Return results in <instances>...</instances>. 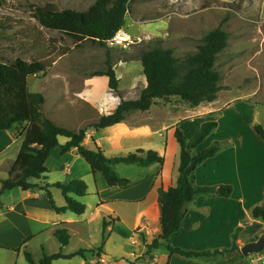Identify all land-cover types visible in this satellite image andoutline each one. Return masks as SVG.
I'll return each mask as SVG.
<instances>
[{
    "label": "crops",
    "instance_id": "obj_1",
    "mask_svg": "<svg viewBox=\"0 0 264 264\" xmlns=\"http://www.w3.org/2000/svg\"><path fill=\"white\" fill-rule=\"evenodd\" d=\"M115 68L123 99H139L147 86L142 63L120 62ZM138 76L144 80L139 81ZM124 77L129 78V85L125 88L122 86ZM83 86L84 95L79 98L82 102L72 105L61 103L49 114L45 113L44 106L45 116L59 127L79 132L118 108L121 99L110 91L108 77H86ZM59 89V95L64 98L74 92L72 88H66L67 91L65 87ZM257 91L259 88L245 98L227 101H222L219 96L214 102L197 107L185 102L155 100L149 111L131 112L119 124L89 130L83 146L89 150L99 148L107 158L126 157L144 150L157 152L165 159L163 166L155 164L146 168L122 163L113 165L121 177L130 179L126 187H110L101 172L92 171L77 148L68 153H63L61 147L53 149L46 163L49 171L46 181L32 180L37 188L28 191L16 188L5 191L0 198V264H26L27 253L38 264L44 254L62 252L71 255L80 250L85 251L83 259L86 264H128V261H118L115 257L119 248L120 226H128L130 221L133 225H129L128 230L134 234H128V240L138 247L129 255L136 263L129 264H149L142 259L146 244H151L162 232L159 190L167 191L174 187L178 179L180 147L175 137L176 130L180 129L190 139L204 123L215 120L220 123L219 118L226 120L228 117L230 122L226 124L228 130L224 137L218 138L217 131L216 134L213 132L214 138L210 135L196 151L201 153L215 142L223 145L222 150L200 165L194 175L198 186L227 185L233 188V194L230 198L200 196L188 204L182 229L171 238V245L196 252L229 249L238 227L243 228L237 242L240 247L264 237V222L251 216L252 209L264 203V141L255 130V126L260 125L259 110L253 103L246 102ZM245 108L250 109L249 118L240 112ZM221 113L223 116L219 117ZM7 132L0 131V170H5V174L17 159L24 139V135L19 138L11 135L9 138ZM68 141V138H59L61 146ZM9 149L13 150L11 155ZM9 157L13 159L8 161ZM7 178L0 174V190L1 180ZM73 180L87 184L85 197L73 195L86 205V212L83 215L69 211L57 213L41 187L46 183L67 184ZM50 190L56 206L66 207L62 191L56 187ZM59 229L69 231V245L62 246L55 237ZM160 249L154 252L153 264H217L214 261L189 260L180 255L170 256L168 251L160 263L157 257ZM234 264L250 263L248 258H241Z\"/></svg>",
    "mask_w": 264,
    "mask_h": 264
},
{
    "label": "trees",
    "instance_id": "obj_2",
    "mask_svg": "<svg viewBox=\"0 0 264 264\" xmlns=\"http://www.w3.org/2000/svg\"><path fill=\"white\" fill-rule=\"evenodd\" d=\"M136 1L94 0L85 11L60 9L53 3H46L43 6L31 4L29 5L31 17L37 25L18 31H14L16 22L12 18L6 17L0 20V45L3 41L11 42L16 39L20 42V49L33 52L29 60L21 57L10 60L0 54V131H12L17 126L25 125L24 139L18 157L9 170L8 178L1 180L0 198L5 191L16 188L24 191L37 188L32 180L46 181L49 173L46 163L51 151L57 147H61L63 153L77 148L92 171L101 172L110 187H126L130 184V179L121 177L114 170L113 165L122 163L146 168L155 164L163 166L165 159L157 152L144 150L126 157L107 158L101 149L89 150L83 146L89 130H99L119 124L131 112L149 111L155 100H169L176 97L197 107L217 99L221 91V74L215 69V64L218 56L228 47L229 40V34L222 28L208 33L196 53H187L182 58L176 55L173 48L164 47L161 42L142 46L137 49L136 54L121 50L122 57L119 61L142 63L147 86L141 91L139 99H123L116 68L109 60L106 70L94 76L109 78V89L120 97V104L112 114L101 117L97 123L90 124L79 132L59 127L45 116L46 99L41 93L30 90L31 79L47 75L59 58L69 54V47L63 43L67 39L72 41L74 46L91 42L107 47L106 42L125 27L131 4ZM8 4L9 0H0V8ZM11 30H13L12 36L7 35ZM45 31L58 33L60 40L48 37ZM108 54L110 55V52ZM217 128V122H206L190 139L180 129L176 130L175 137L180 147L178 179L174 187L167 191L159 190L162 232L151 244H146L142 259L149 264L154 263V252L162 247L167 249L170 256L180 255L189 260L214 261L217 264H234L238 259L245 258L237 243L242 227L235 230L232 246L229 249L196 252L171 245V238L182 229L188 204L200 196L230 198L233 194L231 186L195 184L194 174L197 168L222 150V144L215 142L201 153L196 152ZM255 130L264 141L263 126L256 125ZM60 137L68 138L69 141L61 146ZM52 187L62 191L67 201L66 207L56 206L50 190ZM41 189L47 192L57 213L69 211L83 215L86 212V205L73 197V195L78 197L87 195L88 187L84 181L73 180L67 184L54 185L46 183ZM251 216L255 220L264 222V203L255 206ZM106 228L105 223L104 240ZM55 237L62 246L69 245L71 236L67 229L57 230ZM76 256L85 257V251L80 250L71 255H64L62 252L53 255L44 254L38 264H54L55 261L69 260ZM26 260L29 264H36L29 253L26 254Z\"/></svg>",
    "mask_w": 264,
    "mask_h": 264
},
{
    "label": "rangeland",
    "instance_id": "obj_3",
    "mask_svg": "<svg viewBox=\"0 0 264 264\" xmlns=\"http://www.w3.org/2000/svg\"><path fill=\"white\" fill-rule=\"evenodd\" d=\"M46 3H53L60 9L85 11L94 3V0H9L6 7L0 8V20L6 17L12 18L16 22L14 31L33 28L37 24L31 17L29 5L43 6ZM263 4L264 0H137L131 4L130 13L126 18V28L122 29L134 38L135 44H131L126 49H112L91 42L74 46L72 41L67 39L63 43L69 47V54L58 59L56 66L49 71V75L31 79L30 90L34 93L40 92L46 99L45 113H53L61 103L72 105L82 102L79 98L84 95V79L105 71L109 60L117 67L122 62L119 61L122 57L121 50L136 54L137 49L142 46L161 42L164 47L173 48L176 55L182 58L187 53H196L208 33L222 28L229 34V40L228 47L218 56L215 64V69L221 74V92L218 97L220 96L222 101L245 98L255 92L256 88H259V91L251 95L253 98L249 100L250 102H246H248L247 104L253 103L258 107L259 124L264 127ZM12 33L13 30L8 31L7 35L12 36ZM45 33L50 38L60 40V35L56 32L45 31ZM19 45L20 42L16 39L11 42L3 41L0 45V54L10 60H14L16 57L29 60L33 52L24 51L19 48ZM119 68V71H122L121 67ZM124 73L127 74V72ZM120 74L123 75L121 72ZM138 80L144 79L142 76H138ZM128 82L129 78L124 77L123 88L129 85ZM60 87H65V90L72 88L74 92L69 93L65 98L61 97L59 95ZM164 101L183 102L179 98ZM222 101L220 100L219 104ZM240 112H243L245 118L250 117L249 108L241 109ZM218 116H223V113ZM229 119L230 117L226 120L219 118L220 123L215 120L219 127L214 131V134L217 133L218 138L224 137V133L227 132L226 124H229ZM24 133L25 125H22L6 134L9 138L11 135L19 138ZM211 138L214 137L211 135ZM8 152L11 155L13 150L9 149ZM11 157L8 158V161L13 159ZM0 174L8 176V172L5 174V170H0ZM129 225L132 227L133 222H128ZM128 226L121 225V231H118L120 234L117 239L119 248L115 259L136 263V260L129 255L132 249L138 246L132 245V242L128 240V234H134L128 230ZM166 254L168 253L164 248H161L157 253L160 263H163ZM261 255H264V252ZM57 263L86 264V261L82 256H76L69 260L55 261V264Z\"/></svg>",
    "mask_w": 264,
    "mask_h": 264
},
{
    "label": "built area",
    "instance_id": "obj_4",
    "mask_svg": "<svg viewBox=\"0 0 264 264\" xmlns=\"http://www.w3.org/2000/svg\"><path fill=\"white\" fill-rule=\"evenodd\" d=\"M134 38L127 32L120 30L117 34L110 40L106 42L109 48H123L126 49L131 44H135ZM250 264H264V255L256 254L248 257Z\"/></svg>",
    "mask_w": 264,
    "mask_h": 264
},
{
    "label": "water",
    "instance_id": "obj_5",
    "mask_svg": "<svg viewBox=\"0 0 264 264\" xmlns=\"http://www.w3.org/2000/svg\"><path fill=\"white\" fill-rule=\"evenodd\" d=\"M263 252H264V237H260L256 242L248 243L243 247H241V254L245 258Z\"/></svg>",
    "mask_w": 264,
    "mask_h": 264
}]
</instances>
